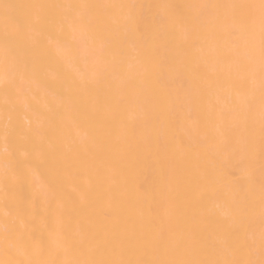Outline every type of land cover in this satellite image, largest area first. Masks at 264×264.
Returning <instances> with one entry per match:
<instances>
[{
    "label": "bare ground",
    "instance_id": "6f19581e",
    "mask_svg": "<svg viewBox=\"0 0 264 264\" xmlns=\"http://www.w3.org/2000/svg\"><path fill=\"white\" fill-rule=\"evenodd\" d=\"M224 2L0 0V264H264V67L223 65Z\"/></svg>",
    "mask_w": 264,
    "mask_h": 264
},
{
    "label": "rangeland",
    "instance_id": "374dc122",
    "mask_svg": "<svg viewBox=\"0 0 264 264\" xmlns=\"http://www.w3.org/2000/svg\"><path fill=\"white\" fill-rule=\"evenodd\" d=\"M224 1H225V2H224V4H223V6H225V3H228V2L231 3V4H228V5L226 4L228 7L226 6V9H225V8L223 9V16L227 13V11H228L229 8H230L229 11H231V9H232V11H233L234 13H235V11H236L235 14L237 15V18H239V16H240V19H236V15L233 14V13H231L232 11L230 12V14H231V15L233 14L234 16L232 15L231 19H230V17H229V16H230V15H229V11H228V13H227L228 15H227V14L225 15V16H227L228 18H225V17L223 18V22H224V24H225V23H226V24H225V25L223 24V25H224L223 28H225V30H223V33H222V34H223V35H222V40L225 39V41H224V40L222 41V42H223V43H222V45H223V47H222V48H223V49H222V60L224 61V59H225V60L228 59L227 61H224V63H225V62H226V63H225V64L223 63V64H224L225 66L227 65V66L229 67L230 64L232 65V64H234V63L237 61V62L235 63L236 65H235V64H234L235 66L233 65L234 68H235V67H236V68H237V67H242V66L244 67V64H245L244 61H245V59L247 58V57L244 58V57H245V56H244V53L247 52V53H246V56H248V57H250V55H251L250 53H252V55H253V52H254L255 50H256V52H257L256 54H258V55L262 54V53L260 52V50L263 48L261 44H262V42L264 41V40H263L264 38L260 41L261 36L263 35V32H262V31H261V32H262V35H261L260 30H262V28H263V30H264V24H263V23H264V21H263V20H264V17H262L264 12H263V10L261 9V8H262V5H261V3H260L259 1H258V2H255V1H257V0H254V3H253V0H251V1H250V0H241L242 2H241L240 0H239L240 2H239L238 0H237V2H236V1H233V0H229V1H228V0H224ZM231 1L233 2V4H232ZM249 1H250V2H249ZM238 2H239V4H238ZM236 3H237L239 6L236 5V7L233 9V6H235ZM249 3H250V4H249ZM242 4H244V5H242ZM253 4H255V5H253ZM256 4H258V5H256ZM230 5H232V7H231ZM251 6H252V7H251ZM260 6H261V7H260ZM241 7H242V8H241ZM250 7H251V8H250ZM253 7H254L255 9H254ZM227 8H228V10H227ZM236 8H239V9L236 10ZM256 8H257V9H256ZM258 9H261V10H258ZM224 10H225V11H224ZM239 10H240V11H239ZM238 11H239V12H238ZM251 11L253 12V15H252V12H251ZM258 11H259V12L261 11V13H260L261 15L259 14ZM224 12H226V13L224 14ZM237 12H238V13H237ZM255 12H258V14L255 13ZM238 14H239V16H238ZM240 14H241V15H240ZM256 14H257V15H256ZM253 17H255V18H257V19H254ZM260 18H261V19H260ZM262 18H263V19H262ZM226 20H227V22H226ZM230 20H231V21H230ZM234 20H235V21L237 20V21L235 22ZM238 20H239V22H238ZM257 20H259V21H257ZM229 21H230L232 24H234V28H235L234 30H232L233 27H229L230 25L233 26L232 24H230ZM255 21H257V22H255ZM261 21H262V22H261ZM235 23H236V24H235ZM251 23H252L253 25H256V26H257V29L259 30V31H258V34L254 33L255 30H254V28H253V26H252ZM257 23H258V24H257ZM259 23H261V24L259 25ZM229 24H230V25H229ZM237 24H238V25H237ZM261 25H262V26H261ZM236 26H237V27L239 26V28H238V31L235 32V30H236V28H237ZM259 26H261V28H260ZM228 27H229V29H227ZM230 28H231V30H230ZM259 28H260V29H259ZM257 29H256V30H257ZM228 30H229V31H228ZM224 31H226V32H224ZM231 31H232V32H231ZM229 32H230L231 34H230ZM224 33H226V34H224ZM233 33H235V37H236V38H237L236 33L238 34V42H236L237 40L234 39ZM259 34L261 35V36H259L260 39H259V37H258ZM225 35H226V36H225ZM229 35H230V36H229ZM253 35H254L255 37H254ZM231 36H233V37H231ZM256 36H257V37H256ZM225 37H227V38H225ZM228 37H231V38H228ZM253 37H254V38H253ZM262 37H263V36H262ZM232 38H233L234 41H231ZM256 38H257V39H256ZM226 39H227V40H226ZM228 39H229V40H228ZM249 40H250V41H249ZM251 40H252V41H251ZM226 41H227V42H226ZM253 41H254V43H253ZM256 41H257V42H256ZM258 41H259V42H258ZM225 42H226V43H225ZM229 42L231 43V45H228V44H230ZM234 42H235V43H234ZM248 42H249V44L253 43V45L255 46V48L257 47V49L259 48V46L262 47V48H261V49L259 48V49H260V50L258 49L259 51H257V49L254 50V49H253L254 46L252 47V49H249L247 46H245V44L248 43ZM250 42H251V43H250ZM232 43H233L234 47H232V46H233ZM238 43H239V44H238ZM255 43H256V44H255ZM260 43H261V44H260ZM224 44H226V46H227V45H228V46L226 47V46H224ZM237 45H238V46H237ZM246 45H247V44H246ZM257 45H258V46H257ZM236 46H237V50H236V48H235ZM240 46H241V48H240ZM243 46H244L245 48H244ZM224 47H225V48H224ZM231 47H232L233 50H236V51H233V50L231 49ZM246 47H247V48H246ZM226 48H227V49H226ZM229 48H230L231 50H230ZM238 48H239V50H238ZM246 49L249 50V52L246 51ZM223 50H224V52H223ZM229 50H230V51H229ZM251 50H252V52H250ZM226 51H228V52H226ZM237 51H238V52L240 51L239 53H240L241 55L238 54L239 56H237V55H236V54L238 53ZM262 51H263V49H262ZM225 52H226V53H225ZM233 52H234V55H233ZM236 52H237V53H236ZM241 52H242V53H241ZM223 53H224V54H223ZM227 53H228V54H227ZM225 54H226V56H224ZM229 54H230V56H231L232 58H231L230 56H228ZM242 54H243V55H242ZM249 54H250V55H249ZM233 56H234V57H233ZM235 56H236L237 58H235ZM243 56H244V57H243ZM223 57H224V59H223ZM227 57H228V58H227ZM238 57H240V58L243 57V58H241L242 61H241V59L239 60ZM255 57H256V56H255ZM255 57H254V62H253L254 64L250 61V60H251V59H250L249 61H250L252 64L249 62V64L245 65V67H248V65H250V64H251V65H250L251 67H264V63H262V60L260 61V59H258V58L256 59ZM233 58L236 59V60L234 61ZM250 58H251V57H250ZM248 59H249V58H248ZM248 59H246V60H248ZM229 60H230V61H229ZM238 60H239V61H238ZM243 60H244V61H243ZM252 61H253V58H252ZM227 62H228V64H227ZM241 62H242V63H241ZM239 63H240V66H239ZM246 63H247V61H246ZM255 63H256V65H255ZM242 64H243V65H242ZM231 65H230V66H231ZM252 65H253V66H252ZM225 66H223V67H225ZM227 66H226V67H227ZM250 66H249V67H250ZM231 67H232V66H231ZM234 68H233V69H234ZM237 70H238V68H237ZM233 72H234V71H233ZM235 72H236V69H235ZM240 72H241V71L239 70V73H238V74H240ZM242 73H243V72H242ZM238 74L236 73V76H235V77H236L235 80L237 79V80H236L237 83H236V81H235L236 84H235V86H233V88H234V87H237V85H238V87L240 88V91L242 90V91H241L242 93L240 92V93H241V94H240L239 91H238V94H240V95L243 96V94H244L243 91L246 92V93L249 92L248 89L250 90V86H251V84H252V85H255V83H258V84H256L255 86H257V85L259 86V85H260L259 80L256 78V79H253V80L251 81V84H250V86H249V85H248L249 83H247L248 81H247V82H246V80L244 81V74H242L243 76H241L240 78H239L240 75L237 76ZM237 77H238V78H237ZM242 78H243V80H241ZM239 79H240V81H242V84L239 83ZM255 80H256L257 82H256ZM253 81H254L255 83H254ZM245 82H246L247 85L245 84ZM238 83H239V84H238ZM243 83H244L245 85H244ZM242 86H244V87H242ZM245 86H247V87H245ZM248 86H249V87H248ZM233 88H232V89H233ZM239 88H237V90H238ZM246 88H247V90H246ZM255 88H256V87H255ZM259 88H262V85H260V86L258 87V89H259ZM234 89H236V88H234ZM234 89H233V90H234ZM256 89H257V88H256ZM256 89H254V86H252L251 90H255V91H254L255 93H253V91L250 90V91L252 92V94L255 95V94L257 93V92H256V91H257ZM237 90H236V91H237ZM260 90H261V89H260ZM236 91H234V92L232 91V94H233V93H236ZM251 92H249V93H251ZM258 93H259V91H258ZM236 94H237V93H236ZM236 94H234V96H235ZM238 94H237V95H238ZM247 94H248V93H247ZM247 94H244L246 99L249 98V96L247 97ZM224 95H226V94H224ZM257 95H258V94H256V95L254 96V99H255V97H257ZM226 96L228 97L229 95H226ZM226 96H225V99H228V98H226ZM238 96H239V95H238ZM242 96H240V97H242ZM260 96H261V98H262L261 91H260ZM260 96H259V98H260ZM232 97H233V96H232ZM236 97H237V96H236ZM240 97H237V98H240ZM252 97H253V96H252ZM252 97H251V95H250V98H252ZM229 98H230V96H229ZM259 98H258V100H259ZM223 99H224V97H223ZM232 99H233V98H232ZM235 99H236V98H235ZM240 99H241V98H240ZM243 99H244V98H243ZM243 99H241L242 101L239 100V102H238V99L236 100L237 103H240V102H241L242 105L239 104L238 107H236L238 104H237V105L234 104V105H236V106H234V107H233V106H232V107L230 106V107L232 108V111H236L235 109L233 110V108H235V107H236V109H237V108H241V107L243 106L241 109H239L240 111L244 108L243 103L246 102V101H243ZM233 100H234V99H233ZM247 100L249 101L250 99H247ZM260 100H262V99H260ZM224 101H225V100H224ZM224 101H223V102H224ZM229 101H230V100H229ZM236 101H232V100H231V102H236ZM253 101H254V100H253ZM253 101H252V99H251L250 104L247 103V102H246V103L249 104L250 107H251L252 104H253V107H254V105H257V104L259 103V101H258L257 103H256V102L252 103ZM255 101H256V100H255ZM225 102H226V101H225ZM225 102L222 103V104L225 105V104L227 103V102H226V103H225ZM242 102H243V103H242ZM251 103H252V104H251ZM229 105H231V103H230ZM245 105H246V104H245ZM240 106H241V107H240ZM249 106H248V107H249ZM224 107H225V106H224ZM228 107H229V106H228ZM250 107H249V113H250V112L252 113V109H251ZM253 107H252V108H253ZM257 107H258L259 109L255 110L256 107H254V110H255V111H258V113L260 114V107H259V106H257ZM245 108H246V106H245ZM245 108H244L243 111H242V112H244V114L242 113V116L244 115V118L246 119V118L248 117V114H249V113H248V110H247L248 108L246 109V111H245ZM239 110L237 109V112H238ZM250 110H251V111H250ZM225 111H226V110H225ZM222 113L225 114L224 110L222 111ZM240 113H241V112H240ZM246 113H248V114H246ZM235 114H236V115H234V116H236V118H235V117H234V118L237 119V115L239 116V113H236V112H235ZM245 114H246L247 117H245ZM253 114H255V113H252L251 116H252ZM256 114H257V113H256ZM256 114H255V115H256ZM262 114H263V113H262ZM240 115H241V114H240ZM255 115H254V117H253V116L251 117V116L249 115L250 117H248L247 119L250 118V120H251L252 118H255V120H256L258 114H257L256 116H255ZM224 116H225V115H224ZM224 116H223V117H224ZM260 117H261V116H260ZM262 117H264V116H262ZM234 118H233V120H234ZM223 119L225 120V118H223ZM240 119H242V120H240ZM245 119H243V118H241V117L239 116V120L242 121V123L245 121ZM247 119H246L247 122L245 121V125H244L245 127L242 126L243 128H246V127H247L246 125H247V123L249 122V120H247ZM224 120H223L222 122H224ZM239 120H237V121H239ZM253 120H254V119H253ZM253 120H251V123H252ZM257 120H258V119H257ZM225 121H226V120H225ZM237 121H236V122H235V121H233V122L231 121V124L234 123V122L236 123V125H234L236 128L233 127V124H232V126H231V124H230V125L228 124V125H229V128L233 127V130H234L235 132L239 129V127H241V125H243L242 123H239V124H240V126H239L238 123H237ZM261 121H263V120H261ZM226 122L228 123V121H226ZM255 122L258 123L259 120H258V121H255ZM227 123L225 124V122H224V124L222 125L223 133H224V130H225V132H226L225 135H227V132L229 131V129L226 130L225 128H227V127H223V126H225V125L228 126ZM251 123H250V122L248 123V124H249V127L251 126V125H250ZM253 123H254V121H253ZM257 123L253 124L254 126L252 125V126H251L252 128H249V127H248V129H249L248 133H249L250 131H252V130H250V129H253V128H254V131H253V132L255 133V134H254V137H255V140H256V136L259 135V137H257V138H258L257 141H259V143H258L257 141H253L254 139L251 141V143L249 142V140H251V139H250L251 134H252L251 132H250V133H251L250 136H248L249 139L246 137L244 140H242V139L244 138V136H243V137L241 136V138H242L241 140H242V141H245V140L247 139V140H246V141H247V142H246L247 144L244 145V142H243V144H242V142H240L241 140H240V139L238 140L237 137L235 138V140H238V142H240L241 145H243L242 147H244V146H246V145L249 147V144H248V143H250V145H251L252 147L254 146V148L256 149V146L254 145V144H256V145H257V148L259 147L260 150H262V152H263V151H264V149H262V148H264V143H262V142L264 141V137H262V136H264V130L262 129V128H263V127H262V126H263V122H262V125H261L260 123H258L259 126L261 125V126H260L261 129H259V128H260L259 126L257 127L258 130H263V132H262L261 135H260L261 131H260L259 134H256L257 129H255V127L257 126V125H256ZM237 125H238L239 127H237ZM230 126H231V127H230ZM234 128H235L236 130H235ZM230 130H231V129H230ZM233 130H231V132H233ZM246 130H247V129H246ZM246 130H245V131H246ZM239 131L244 132V133H241V132H240L241 134H243V135L245 134V131H244L242 128H240ZM229 132H230V131H229ZM237 132H238V131H237ZM237 132H236V133H237ZM246 132H247V131H246ZM258 132H259V131H257V133H258ZM236 133H234V136H233V135H229V134H231V133H229L228 135L232 138V136H233V137L236 136ZM240 133L238 132L239 135H241ZM238 134H237V136H238V138H239L240 136H239ZM246 134H247V133H246ZM246 134H245V135H246ZM228 135H227V136H228ZM247 135H248V134H247ZM227 136H225V137L223 136V141H225L224 138L226 139ZM252 137H253V135H252ZM252 137H251V138H252ZM254 137H253V138H254ZM231 138H229L231 141H230L229 139H227L229 142L226 140V141H227V144L229 143V144L226 145V146H229V145H231V144H233V145H234V144H237L236 142L234 143V141H235L234 138H233V140H232ZM260 138H261V142H260ZM262 138H263V139H262ZM262 140H263V141H262ZM226 141L223 142L224 145L226 144ZM232 141H233V142H232ZM230 142H231V144H230ZM255 142H256V143H255ZM240 143H238V146H236V149H237V150H238V147H240V146H239ZM252 143H253V145H252ZM258 144H261V145L263 144V146H260V145H258ZM229 147H232V146H229ZM252 147H249V148H247V149L249 150V149L251 148V150H252V149H253ZM261 147H262V148H261ZM233 148H235V145H234ZM244 148H245V147H244ZM244 148L242 149L243 151H240V150H241V148H240V149L238 150V151H240V152H238V154L241 153V152H242V153L244 152V154H246V156H247L248 151H246V148H245V151H244ZM251 150H250L249 152H251ZM258 150H259V149H258ZM260 150H259V151H260ZM256 151H257V150H256ZM259 151H257V153H256L255 151H254V152H255L256 154L259 155V153L261 152V151H260V152H259ZM245 152H247V153H245ZM252 152H253V150H252ZM262 152H261V153H262ZM251 154H252V156H251L250 158H251V160H252L253 158H255V155L253 156L254 153H250L249 156H250ZM263 154H264V152H263ZM263 154H261L260 157H261V156L263 157ZM240 155H241V154H240ZM240 155H238V157H239ZM258 155H256V156L258 157ZM243 156H244V157H242V155H241L240 157H242V159L244 160V161H242V162L245 163V161H246L245 158H246V157H245V155H243ZM249 156H248L246 159L249 160V159H250ZM240 157L238 158V160H240ZM262 157H261V158H262ZM242 159H241V160H242ZM255 159H257V161H258V159H259V162L261 163V161L264 160V157H263V159H260L259 157H258V158H255ZM248 160H247V161H248ZM247 161H246V163H247ZM257 161H256V163H258ZM242 162H241V163H242ZM252 162H254V161L252 160ZM252 162L250 163V160H249V163H250V164H252ZM254 163H255V162H254ZM254 163H253V164H254ZM262 163H264V162H262Z\"/></svg>",
    "mask_w": 264,
    "mask_h": 264
},
{
    "label": "crops",
    "instance_id": "0c3cea01",
    "mask_svg": "<svg viewBox=\"0 0 264 264\" xmlns=\"http://www.w3.org/2000/svg\"><path fill=\"white\" fill-rule=\"evenodd\" d=\"M259 1H260V0H259ZM260 3H261V2H260ZM225 7H226V6H225ZM263 10H264V8H263ZM251 24H252V23H251ZM252 26H253V24H252ZM253 27H254V30L257 29V26H256V25H254ZM255 28H256V29H255ZM222 29H223V28H222ZM255 32H256V34H258V29H257V31H255ZM222 33H223V32H222ZM263 33H264V30H263ZM263 37H264V35H263ZM263 42H264V41H263ZM248 43H249V42H248ZM252 44H253V43H252ZM248 46H249V45H248ZM250 46H251V44H250ZM250 46H249V47H250ZM253 46H254V45H253ZM262 46L264 47V45H262ZM250 49H252V47H250ZM263 54H264V53H263ZM262 56H263V55H262ZM256 57H257V58H258V57L260 58V56H258V55H257ZM263 58H264V57H263ZM261 59H262V58H261ZM261 59H260V60H261ZM263 60H264V59H263ZM263 60H262V61H263ZM222 61H223V60H222ZM223 65H224V64H223Z\"/></svg>",
    "mask_w": 264,
    "mask_h": 264
},
{
    "label": "snow or ice",
    "instance_id": "6c2138e0",
    "mask_svg": "<svg viewBox=\"0 0 264 264\" xmlns=\"http://www.w3.org/2000/svg\"><path fill=\"white\" fill-rule=\"evenodd\" d=\"M262 8H264V0H261Z\"/></svg>",
    "mask_w": 264,
    "mask_h": 264
}]
</instances>
